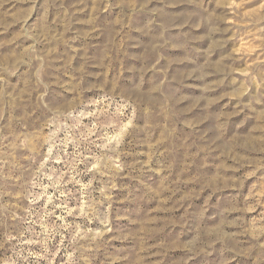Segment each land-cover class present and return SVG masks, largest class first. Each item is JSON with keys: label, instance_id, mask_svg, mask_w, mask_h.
<instances>
[{"label": "rangeland", "instance_id": "obj_1", "mask_svg": "<svg viewBox=\"0 0 264 264\" xmlns=\"http://www.w3.org/2000/svg\"><path fill=\"white\" fill-rule=\"evenodd\" d=\"M0 264H264V0H0Z\"/></svg>", "mask_w": 264, "mask_h": 264}]
</instances>
